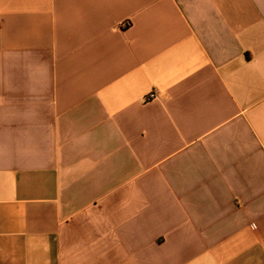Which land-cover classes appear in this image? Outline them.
Returning <instances> with one entry per match:
<instances>
[{
	"label": "crops",
	"instance_id": "1",
	"mask_svg": "<svg viewBox=\"0 0 264 264\" xmlns=\"http://www.w3.org/2000/svg\"><path fill=\"white\" fill-rule=\"evenodd\" d=\"M0 264H264V0H0Z\"/></svg>",
	"mask_w": 264,
	"mask_h": 264
},
{
	"label": "built area",
	"instance_id": "2",
	"mask_svg": "<svg viewBox=\"0 0 264 264\" xmlns=\"http://www.w3.org/2000/svg\"><path fill=\"white\" fill-rule=\"evenodd\" d=\"M151 96L154 97L155 96V93H151Z\"/></svg>",
	"mask_w": 264,
	"mask_h": 264
}]
</instances>
